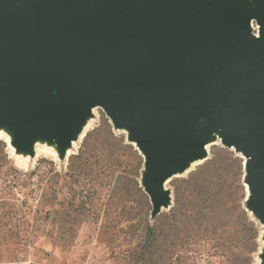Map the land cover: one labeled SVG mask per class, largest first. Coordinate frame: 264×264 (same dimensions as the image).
<instances>
[{
	"label": "water",
	"instance_id": "water-1",
	"mask_svg": "<svg viewBox=\"0 0 264 264\" xmlns=\"http://www.w3.org/2000/svg\"><path fill=\"white\" fill-rule=\"evenodd\" d=\"M256 3L0 0V121L18 143L40 132L65 148L103 106L146 157L153 216L169 201L166 179L221 124L224 144L249 158L252 209L264 221V0Z\"/></svg>",
	"mask_w": 264,
	"mask_h": 264
},
{
	"label": "rangeland",
	"instance_id": "rangeland-1",
	"mask_svg": "<svg viewBox=\"0 0 264 264\" xmlns=\"http://www.w3.org/2000/svg\"><path fill=\"white\" fill-rule=\"evenodd\" d=\"M252 19L257 34L260 25ZM90 113L65 148L49 144L53 139L35 142L34 136L33 144L18 143L10 124L0 121V264H263L264 221L252 209L249 158L224 144L221 124L202 146L204 158L167 178L169 201L154 217L144 190L145 155L103 106L94 105ZM98 128L88 141L103 148L90 151L89 159L77 157L86 135ZM224 150L236 158L244 219L233 227L220 221L208 227L192 209L191 195L183 199L186 214L173 217L191 174ZM150 233L156 242L144 255ZM196 233L200 243H186L196 241Z\"/></svg>",
	"mask_w": 264,
	"mask_h": 264
},
{
	"label": "trees",
	"instance_id": "trees-1",
	"mask_svg": "<svg viewBox=\"0 0 264 264\" xmlns=\"http://www.w3.org/2000/svg\"><path fill=\"white\" fill-rule=\"evenodd\" d=\"M97 130V131H96ZM100 128L94 129L93 133L86 135L87 143L86 147L78 153L77 157H84V160L89 159L90 151L101 149L96 142H89L92 134L99 132ZM112 143L121 146L117 137L111 135ZM89 140V141H88ZM128 153H132L130 145L125 144L124 146ZM130 148V149H129ZM76 157V158H77ZM236 158L231 152L224 150L222 153L217 152L214 156L208 158L203 164L199 166L187 180L188 186L181 191V195L177 196L175 205L172 207L173 217L177 214L185 213L182 211L185 202L184 198H188L189 195L193 196L191 205L192 209H196L197 213L200 214L198 219L208 227L216 228V222H221L225 225L233 227L235 223H239L244 219L245 210L242 209L241 204V184L238 183L236 173ZM77 168H73L76 171ZM77 172V171H76ZM157 216V215H156ZM154 216V217H156ZM153 233V230L152 232ZM146 239L144 246V255L148 254L151 247L156 242L154 234ZM196 241L192 242L187 240L186 243L191 242L199 244L202 240V236L196 233ZM178 244V243H177ZM145 263H147V257H144ZM250 264V263H248Z\"/></svg>",
	"mask_w": 264,
	"mask_h": 264
},
{
	"label": "bare ground",
	"instance_id": "bare-ground-1",
	"mask_svg": "<svg viewBox=\"0 0 264 264\" xmlns=\"http://www.w3.org/2000/svg\"><path fill=\"white\" fill-rule=\"evenodd\" d=\"M242 2H244V0H241ZM246 1V4L253 10V9H255V8H257V6H256V4L254 3V0H245ZM245 3V2H244ZM253 20V19H252ZM251 23V27H252V29H255L254 28V23H253V21H250ZM260 31V30H259ZM259 31H258V33L256 34L257 36H260L259 35ZM93 107H91V109H92ZM92 113V112H91ZM215 116L217 117V113L215 114ZM221 126H220V124H219V126H218V128H220ZM80 129V128H79ZM83 130V129H82ZM81 130V131H82ZM214 134H217V131L216 130H214L212 133H211V136L212 135H214ZM80 135V134H79ZM84 135V134H83ZM33 136H34V138H35V142H37L38 140H40V141H42V142H45V141H48L49 139H53V142H48L49 144H52V145H54V146H56V145H60V143L58 142V139L57 138H52V137H50L49 135L48 136H46V135H44V134H42V133H40V132H34L33 133ZM211 138V137H210ZM10 142V141H9ZM208 143L209 142H207L206 144H204L203 145V147L206 149L207 148V146H208ZM211 143V142H210ZM12 145V144H11ZM74 145V144H73ZM59 148V147H58ZM202 150H203V148H202ZM70 153V152H69ZM204 157H203V155L201 154L200 156H196V157H194L193 159H188L187 161H185V163L183 164V167H182V169L179 171V172H183V171H187V169L188 168H190V166L191 165H193L194 163H196V162H198V161H200V160H202ZM174 174H176V173H174ZM173 174V175H174ZM166 181H167V179H166Z\"/></svg>",
	"mask_w": 264,
	"mask_h": 264
}]
</instances>
